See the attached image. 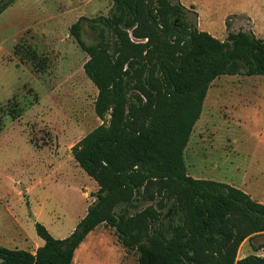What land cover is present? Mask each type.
<instances>
[{
    "label": "trees",
    "instance_id": "16d2710c",
    "mask_svg": "<svg viewBox=\"0 0 264 264\" xmlns=\"http://www.w3.org/2000/svg\"><path fill=\"white\" fill-rule=\"evenodd\" d=\"M13 1L0 0V13ZM112 1L109 16L89 20L104 33L100 41L84 40L85 17L69 28L88 55L83 70L97 89L93 108L101 123L71 147L98 185L95 200L63 238L35 222L43 244L34 251L0 245V264H72L85 235L101 223L115 229L124 249L137 252L138 264H264L255 254L236 258L245 239L264 232V203L225 182L187 175L183 158L210 83L224 74L264 77V39L238 30L220 40L187 23L180 2ZM130 34L147 40L136 43ZM162 192L181 214L169 235L152 205L114 215L121 203Z\"/></svg>",
    "mask_w": 264,
    "mask_h": 264
},
{
    "label": "rangeland",
    "instance_id": "374dc122",
    "mask_svg": "<svg viewBox=\"0 0 264 264\" xmlns=\"http://www.w3.org/2000/svg\"><path fill=\"white\" fill-rule=\"evenodd\" d=\"M184 1L192 5L184 20L215 37L252 26L264 33V0ZM113 9L112 0H14L0 13L1 246L35 250L42 241L35 222L63 238L95 200L96 183L77 165L71 147L101 123L93 108L97 89L83 70L88 55L69 28L85 17L83 38L96 43L104 33L89 20ZM105 36L113 44V33ZM137 94L130 90L129 99ZM183 158L187 175L225 182L264 203L263 76L224 74L210 83ZM166 199L164 192L152 200L139 196L115 207L114 215L152 205L169 235L181 214ZM98 235L100 242L93 240L74 264H138L137 252L124 249L114 228L101 223L91 237ZM237 253V259L264 256V232L245 239Z\"/></svg>",
    "mask_w": 264,
    "mask_h": 264
},
{
    "label": "crops",
    "instance_id": "0c3cea01",
    "mask_svg": "<svg viewBox=\"0 0 264 264\" xmlns=\"http://www.w3.org/2000/svg\"><path fill=\"white\" fill-rule=\"evenodd\" d=\"M179 2H180V4L181 5H183L184 7H189V6H192V5H190V4H187L184 0H178ZM196 11V10H195ZM197 13V18H198V26L199 27H201L200 26V24H199V13L198 12H196ZM249 21V20H248ZM199 30H203V29H199ZM248 30H251L254 34H255V36L256 37H258V38H262V39H264V33H263V35L262 34H260V33H257V32H255V29H254V26H252V27H248ZM204 31V30H203ZM212 35V34H211ZM215 37V36H214ZM216 38H218V39H220V40H223L221 37H216ZM96 183V182H95ZM93 187H97V189H98V185H97V183L96 184H94L93 185ZM257 201V200H256ZM258 202H261V201H258ZM261 203H263V202H261ZM88 206V205H87ZM86 209H87V207H86ZM86 209H85V213H86ZM84 213V214H85ZM84 214L81 216V217H83L84 216ZM80 217V218H81ZM78 222V221H77ZM99 226H100V224L99 225H97L93 230H91L87 235H85L86 237H85V239L84 240H82V242L80 243V245L78 246V248L75 250V252H74V256H73V260H72V264H74V262H75V260H76V258L79 256V255H83V253L85 252V251H87L89 248H90V246H91V244H92V242H93V240H98L99 242H100V239H99V235L98 236H92L91 237V235L96 231V230H98L99 229ZM75 227V226H74ZM73 227V228H74ZM73 228L69 231V233L73 230ZM68 233V234H69ZM90 237H91V241H90ZM42 240V239H41ZM43 244V240L42 241H38L37 243H36V246L38 247V246H40V245H42ZM36 247V248H37ZM35 248V249H36ZM34 251V250H33ZM238 254V253H237ZM256 255V254H255ZM258 256H261V255H258Z\"/></svg>",
    "mask_w": 264,
    "mask_h": 264
},
{
    "label": "built area",
    "instance_id": "2783aa9c",
    "mask_svg": "<svg viewBox=\"0 0 264 264\" xmlns=\"http://www.w3.org/2000/svg\"><path fill=\"white\" fill-rule=\"evenodd\" d=\"M145 41V40H144Z\"/></svg>",
    "mask_w": 264,
    "mask_h": 264
}]
</instances>
